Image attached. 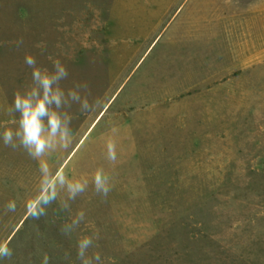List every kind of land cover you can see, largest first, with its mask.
Segmentation results:
<instances>
[{
    "label": "rangeland",
    "instance_id": "obj_1",
    "mask_svg": "<svg viewBox=\"0 0 264 264\" xmlns=\"http://www.w3.org/2000/svg\"><path fill=\"white\" fill-rule=\"evenodd\" d=\"M26 55L49 71L59 59L65 92L89 86L97 106L74 104L69 146L42 158L88 187L33 218L41 161L0 139V242L13 252L0 264H81L85 236L104 264H264V0H0V133L18 127Z\"/></svg>",
    "mask_w": 264,
    "mask_h": 264
},
{
    "label": "clouds",
    "instance_id": "obj_2",
    "mask_svg": "<svg viewBox=\"0 0 264 264\" xmlns=\"http://www.w3.org/2000/svg\"><path fill=\"white\" fill-rule=\"evenodd\" d=\"M49 59L52 60L51 57ZM25 64L31 69V84L23 91L14 93L13 106L9 109L10 113L19 115L18 127L15 130L5 129L0 133V139L5 146L23 148L31 158L41 161L39 198L30 206V214L39 219L47 214V206L58 199L61 191L67 197L60 201L61 209L65 211L70 210L68 201L75 200L86 191V180H71L63 171L50 169L42 158L57 148L66 149L69 146L73 119L69 110L74 104L81 113L93 111L97 105L89 102L91 92L87 83H76L67 92L61 88V81L67 79L69 73L59 59L52 60L51 71L37 66L36 59L31 55L25 56ZM107 158L112 162L116 161L115 144L112 141L107 144ZM92 183L97 194L106 197L111 191L109 177L103 169L96 170ZM5 208L6 211H15V202L8 201ZM84 219L85 213L78 212L70 223L62 226V233L68 235L76 231ZM96 239H99L98 234ZM94 246L92 237L85 236L78 240L77 258L81 264H104L98 252L91 256L88 254V250ZM12 255L8 243L0 242V259L11 258ZM48 262L49 257L44 254L42 264Z\"/></svg>",
    "mask_w": 264,
    "mask_h": 264
}]
</instances>
